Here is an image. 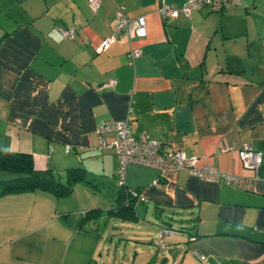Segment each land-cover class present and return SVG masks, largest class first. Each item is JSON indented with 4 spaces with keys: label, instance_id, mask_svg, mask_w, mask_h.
I'll list each match as a JSON object with an SVG mask.
<instances>
[{
    "label": "crops",
    "instance_id": "1",
    "mask_svg": "<svg viewBox=\"0 0 264 264\" xmlns=\"http://www.w3.org/2000/svg\"><path fill=\"white\" fill-rule=\"evenodd\" d=\"M88 1L0 0V149L30 154L61 180L67 168L85 170L64 196L0 195V264H116L108 220L149 222V214L157 229L177 219L180 231L141 264H264V0L176 17L159 15L160 0H99L95 12ZM119 5L129 18L145 16L147 34L130 42L120 34L95 53ZM71 27L73 38L62 34ZM130 44L141 48L133 64ZM124 119L135 137L145 132L164 152L195 155L198 166L244 184L130 164L125 185L139 196L123 219L117 155L100 144L115 131L98 127ZM244 142L262 153L258 179L241 165Z\"/></svg>",
    "mask_w": 264,
    "mask_h": 264
},
{
    "label": "built area",
    "instance_id": "2",
    "mask_svg": "<svg viewBox=\"0 0 264 264\" xmlns=\"http://www.w3.org/2000/svg\"><path fill=\"white\" fill-rule=\"evenodd\" d=\"M232 3H239L238 0H187L182 5L178 6L160 0L158 13L161 17H176L179 12H183L189 16L192 9L196 7H206L209 11H222ZM100 4L99 0H89L90 9L95 12ZM118 22L114 31L94 46L95 53H100L106 50L120 34H124L130 42L133 38L144 37L147 34L146 18L138 15L135 18L127 17L123 6H117ZM76 27H71L62 30V34L73 38ZM141 48L130 44L127 51V61L133 64L140 56ZM114 83V80L108 81L105 85ZM112 129L115 131V137L108 144L100 141L102 145H108L115 150L117 155V180L120 186L125 185V174L127 167L130 164H139L146 167H151L159 172L163 177L168 170L186 168L189 173L203 180L218 182L223 180L232 184H244V180L236 175L222 173L216 168L209 166H198V158L195 155H186L183 151H166L161 149L162 143L159 140L151 139L147 133L143 132L135 137L130 128L128 119L120 121H102L98 130ZM239 159L244 169L250 170L252 179L259 178V168L262 163L261 151L254 150L249 142H244L238 149ZM157 183V179L154 181ZM127 187V186H126ZM130 193L134 196H139V192L133 188L127 187ZM177 229L173 227H160L157 239L160 247L165 245V236L167 234L176 233ZM33 264V263H26Z\"/></svg>",
    "mask_w": 264,
    "mask_h": 264
},
{
    "label": "trees",
    "instance_id": "3",
    "mask_svg": "<svg viewBox=\"0 0 264 264\" xmlns=\"http://www.w3.org/2000/svg\"><path fill=\"white\" fill-rule=\"evenodd\" d=\"M0 173H5L0 178V195L38 189L64 196L71 192L75 184L85 180V170L81 167L67 168L65 180H61L51 169H36L30 154L1 149ZM120 187L117 212L123 219L131 218L133 201L138 197L132 195L126 186Z\"/></svg>",
    "mask_w": 264,
    "mask_h": 264
},
{
    "label": "rangeland",
    "instance_id": "4",
    "mask_svg": "<svg viewBox=\"0 0 264 264\" xmlns=\"http://www.w3.org/2000/svg\"><path fill=\"white\" fill-rule=\"evenodd\" d=\"M232 5H235V3H232L228 5L225 9L222 11L228 9ZM251 8V7H250ZM254 9V8H251ZM258 10V9H257ZM264 13V11H259ZM219 13V11H211L208 12V14H215ZM262 23L259 27V35L261 37H264V19H261ZM5 173H0V178H3ZM146 220L142 219L138 223H132L128 224V222H123L121 220L110 218L108 220V225L110 227V231H113L114 229V240H116L113 244L116 245V264H128L131 262V264H141L143 262V259L141 260V255H147L148 251L151 249L153 254H157L158 257L161 256V253L166 251L165 249H161L158 244V239L156 238L158 231L160 228L157 229V224L161 225L160 222H158L155 218H153L150 214L147 215ZM113 222L116 223V227H112ZM157 223V224H156ZM173 224L171 227L177 229V232L179 233V222L177 219H173L171 221ZM125 225V226H122ZM131 225V226H128ZM157 226V227H156ZM167 226V225H162ZM161 227V226H160ZM183 234V233H182ZM171 234H167L166 237L169 239ZM119 240V241H118ZM168 245V242L166 243ZM113 245V247H114ZM166 245V247H167ZM141 250H143L141 252ZM113 251L111 252V254ZM127 255V258H125ZM167 255V254H166ZM135 257V258H134ZM150 264V263H149Z\"/></svg>",
    "mask_w": 264,
    "mask_h": 264
}]
</instances>
